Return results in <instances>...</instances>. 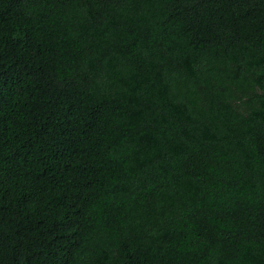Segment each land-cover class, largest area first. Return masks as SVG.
Instances as JSON below:
<instances>
[{
  "label": "trees",
  "instance_id": "trees-1",
  "mask_svg": "<svg viewBox=\"0 0 264 264\" xmlns=\"http://www.w3.org/2000/svg\"><path fill=\"white\" fill-rule=\"evenodd\" d=\"M0 264H264V0H0Z\"/></svg>",
  "mask_w": 264,
  "mask_h": 264
}]
</instances>
